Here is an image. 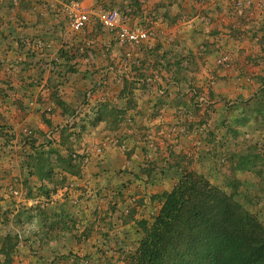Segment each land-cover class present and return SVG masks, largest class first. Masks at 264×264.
<instances>
[{
  "label": "crops",
  "instance_id": "obj_1",
  "mask_svg": "<svg viewBox=\"0 0 264 264\" xmlns=\"http://www.w3.org/2000/svg\"><path fill=\"white\" fill-rule=\"evenodd\" d=\"M74 1L0 0V264L6 258L10 264H44L31 253L60 250L36 234L57 215L34 208L78 210L67 203L69 195L60 197V186L49 191L51 178L76 185L84 199L91 190L102 189L106 196L117 188L110 200L122 202L128 193L142 191V174L169 168L168 153L176 142L190 143V137L164 138L150 150L144 141L162 127L189 129L202 120L191 90L208 93L213 76L208 96L213 109L219 106L218 95L235 98L250 91L242 87L243 73L260 52L264 0H241L240 8L234 0H79L93 14L127 12L132 25L155 11L160 20L153 37L133 47L119 44L92 15L84 30L73 32L64 7ZM223 55L229 69L215 63ZM61 134L68 136L64 143ZM93 146L103 147L102 153ZM69 147L79 155L88 153L86 168L73 176L53 167L46 178L45 164L65 158ZM124 172L130 174L127 179L135 176V183L122 193L117 175ZM13 189H24L25 198H15ZM92 204L82 202L79 209L94 224L98 216ZM53 234L64 233L57 229ZM7 236L20 239L8 257L2 252Z\"/></svg>",
  "mask_w": 264,
  "mask_h": 264
},
{
  "label": "rangeland",
  "instance_id": "obj_2",
  "mask_svg": "<svg viewBox=\"0 0 264 264\" xmlns=\"http://www.w3.org/2000/svg\"><path fill=\"white\" fill-rule=\"evenodd\" d=\"M64 14L66 15V12ZM258 42L260 52L257 53V58H251L243 73L242 87L250 91L235 98H223L218 95L215 98L219 101V106L213 109L208 97L212 94L214 86L212 76L207 82L208 93H205L210 103L208 107L201 111L193 104L195 110L204 115L202 120L195 122L189 129L186 126L180 130L162 127L155 134L150 133L146 137L144 143L150 150L155 148L157 140L164 141V138L172 141L179 137H190V143L182 146L176 142L175 148L170 149L171 154L167 152L172 159L166 171L155 169L153 173L142 174L146 176L143 180L145 186L141 189L144 193L136 189L135 192L128 193L122 202L116 203L110 200V196L119 192L117 188L110 194L106 193V196L103 190L99 189L85 193L84 199L83 192L76 185L64 181L59 187V195H63L61 198L65 200L70 197L67 203L77 208V214L68 213L67 209L59 210L58 213L54 207L47 209L48 206L42 208L37 205L34 209H38V212L57 216L56 219L51 218V221L44 223L36 234L42 237L41 240L49 241L50 246H57L60 250L50 251L46 255L42 253V256L32 252L31 256L44 261V264H124L127 253L133 252L142 238L139 223L153 222L161 207L163 195L170 192L187 173L201 176L212 186L230 195L264 226V36ZM221 57L226 59V65L218 63ZM215 63L218 67L230 68L229 59L224 55L218 56ZM86 147L87 145L84 146ZM95 147L100 150L103 148L93 146L92 149ZM146 149L148 152V148ZM74 153L73 151L72 154ZM87 159L89 161V155ZM87 163L84 164V169ZM72 164L78 165L79 172L82 171L80 161ZM129 175L125 172L117 175L123 186L120 190L122 193L130 191L127 187L132 182L135 183V176L127 179ZM57 180L59 181V177L54 178L55 182ZM149 183L153 186L155 183V188H149ZM143 195L144 199L141 198ZM48 200L50 201L51 197L45 204H50ZM82 202L93 203L91 212L94 211L93 214L98 216L97 223L93 224L84 219L82 210L79 209ZM59 214L63 219H60ZM57 229L59 232L63 231L62 237L53 234ZM45 233L49 235L46 236ZM37 239L40 242V238ZM19 242L20 239L16 237L15 240H10L9 245H17ZM11 255L12 251L6 257ZM2 264L10 263L6 258Z\"/></svg>",
  "mask_w": 264,
  "mask_h": 264
},
{
  "label": "trees",
  "instance_id": "obj_3",
  "mask_svg": "<svg viewBox=\"0 0 264 264\" xmlns=\"http://www.w3.org/2000/svg\"><path fill=\"white\" fill-rule=\"evenodd\" d=\"M62 138L64 143L68 136L61 134ZM73 151L69 147L65 158H58L54 165L46 163L45 177L50 178L53 167L78 176V165L72 164ZM49 181L55 191L65 179ZM139 224L142 238L135 250L127 253L124 264H264V226L201 176L184 174L163 195L153 222ZM15 239L7 236L3 241L4 256L14 250L16 245L9 243Z\"/></svg>",
  "mask_w": 264,
  "mask_h": 264
},
{
  "label": "built area",
  "instance_id": "obj_4",
  "mask_svg": "<svg viewBox=\"0 0 264 264\" xmlns=\"http://www.w3.org/2000/svg\"><path fill=\"white\" fill-rule=\"evenodd\" d=\"M244 3L241 0H234L235 7H242ZM64 12L68 19V26L73 32H80L84 30L87 24L90 22V16L92 15L96 21L109 32H112L121 45L126 46H140L154 35L155 25L159 22L160 17L153 10H149L146 14V19L141 21V24H129L130 16L127 12H120L117 9H103L93 14L85 9L81 1L77 0L67 4L64 7ZM221 65H226V59L221 57L218 61ZM190 92L193 102L197 108L203 111L210 104L206 94L191 90ZM189 94V95H190ZM92 95L91 92L87 93V99ZM84 108L83 104L77 110V113ZM171 130V129H170ZM99 147V146H97ZM95 152H100V148L94 149ZM72 162L80 161L81 167L88 162V155L83 153L72 154ZM66 187V186H65ZM11 194L15 198L23 199L26 196L24 189H13Z\"/></svg>",
  "mask_w": 264,
  "mask_h": 264
}]
</instances>
